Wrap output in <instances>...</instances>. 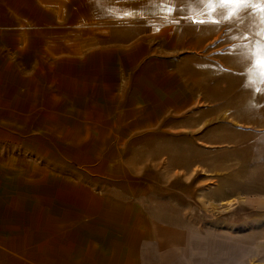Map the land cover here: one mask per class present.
<instances>
[{
    "label": "rangeland",
    "instance_id": "374dc122",
    "mask_svg": "<svg viewBox=\"0 0 264 264\" xmlns=\"http://www.w3.org/2000/svg\"><path fill=\"white\" fill-rule=\"evenodd\" d=\"M220 7L0 0V264H264V25Z\"/></svg>",
    "mask_w": 264,
    "mask_h": 264
},
{
    "label": "snow or ice",
    "instance_id": "6c2138e0",
    "mask_svg": "<svg viewBox=\"0 0 264 264\" xmlns=\"http://www.w3.org/2000/svg\"><path fill=\"white\" fill-rule=\"evenodd\" d=\"M174 0H165L166 5H170ZM200 4H207L209 6L219 4L220 10L218 14L228 20H240L241 12H244L249 7H252L255 11L261 13L260 22L264 25V0H197ZM231 6L227 11L224 9ZM171 10V8H169ZM212 11H217L216 8H212ZM131 13H125V15H130ZM218 22V21H217ZM256 56V61L253 67H250L248 71L251 73L255 67L260 68V75L264 77V44H260L256 53L249 52L247 58L252 59Z\"/></svg>",
    "mask_w": 264,
    "mask_h": 264
},
{
    "label": "bare ground",
    "instance_id": "6f19581e",
    "mask_svg": "<svg viewBox=\"0 0 264 264\" xmlns=\"http://www.w3.org/2000/svg\"><path fill=\"white\" fill-rule=\"evenodd\" d=\"M209 234L212 235L211 237L213 238V241H214L213 243L217 244V248H218L217 251H219L221 249H227V250H229V252H228L229 254L230 253H233V254L235 253L234 256H236V259H239L241 261H244L246 259L247 255H246V249L245 248H242V249L239 248L238 252L236 251L237 249L234 252H230V250H232V248L234 246V243H233V241L231 239L232 238L231 236L224 235L220 231H218V232L213 231V233L208 231L207 234L203 235L201 233L199 235L204 237V236H208ZM236 246H238V245H236Z\"/></svg>",
    "mask_w": 264,
    "mask_h": 264
},
{
    "label": "crops",
    "instance_id": "0c3cea01",
    "mask_svg": "<svg viewBox=\"0 0 264 264\" xmlns=\"http://www.w3.org/2000/svg\"><path fill=\"white\" fill-rule=\"evenodd\" d=\"M220 261V260H219ZM215 264V263H214Z\"/></svg>",
    "mask_w": 264,
    "mask_h": 264
}]
</instances>
